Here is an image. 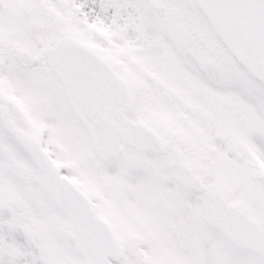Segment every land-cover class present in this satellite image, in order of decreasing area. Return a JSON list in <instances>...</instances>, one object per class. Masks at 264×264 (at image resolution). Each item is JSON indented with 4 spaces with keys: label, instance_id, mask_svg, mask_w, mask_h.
Listing matches in <instances>:
<instances>
[{
    "label": "snow or ice",
    "instance_id": "obj_1",
    "mask_svg": "<svg viewBox=\"0 0 264 264\" xmlns=\"http://www.w3.org/2000/svg\"><path fill=\"white\" fill-rule=\"evenodd\" d=\"M0 264H264V0H0Z\"/></svg>",
    "mask_w": 264,
    "mask_h": 264
}]
</instances>
